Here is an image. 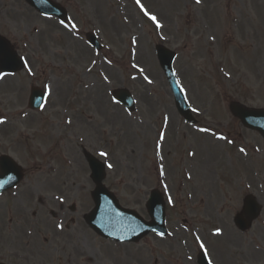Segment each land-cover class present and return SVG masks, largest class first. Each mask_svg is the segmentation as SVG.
Listing matches in <instances>:
<instances>
[{
	"label": "rangeland",
	"instance_id": "rangeland-1",
	"mask_svg": "<svg viewBox=\"0 0 264 264\" xmlns=\"http://www.w3.org/2000/svg\"><path fill=\"white\" fill-rule=\"evenodd\" d=\"M52 1L76 25L71 35L24 0H0V35L27 62L25 71L0 76V155L25 173L0 198V263L194 264L191 233L200 229L216 250L213 264H264V141L230 112L234 103L264 109V0H140L160 28L136 0ZM90 32L103 46L99 53L85 42ZM157 46L175 53L173 71L195 124L174 108ZM97 85L107 100L99 108ZM32 87L48 93L39 112L27 105ZM117 89L133 96V114L112 101ZM65 92L71 95L58 101ZM93 99L87 113L81 102ZM85 155L104 164V186L144 221L149 194L163 195L171 232L165 242L149 235L119 245L85 225L94 190ZM246 196L261 214L241 234L233 218ZM217 228L222 234L211 237Z\"/></svg>",
	"mask_w": 264,
	"mask_h": 264
},
{
	"label": "water",
	"instance_id": "water-1",
	"mask_svg": "<svg viewBox=\"0 0 264 264\" xmlns=\"http://www.w3.org/2000/svg\"><path fill=\"white\" fill-rule=\"evenodd\" d=\"M27 1L42 13L53 14L60 19H64V11L48 0ZM88 42L93 46L97 45L95 39L92 37L88 38ZM156 54L160 67L173 93L178 113L187 121H191L189 108L176 84L172 72L174 55L163 48H157ZM9 55L12 56L7 45L0 40V69H3L4 63L11 60L12 57ZM114 95L129 111L134 110L132 97L126 91H118ZM231 111L242 122L243 126L258 131L264 138V111L249 110L239 105H233ZM0 162H2L0 163V193H2L18 184L21 179V174L19 168L9 158L2 157ZM89 163L92 169V179L96 184V189L92 194L95 209L87 216L86 221L96 233L116 241L136 242L149 231L163 230V203L158 193H152L150 196L147 210L153 221L151 224H146L134 213L122 210L118 206L114 197L110 195L101 184L104 179L103 167L95 162L91 163V161H89ZM257 216V206L251 198H247L245 201V217L249 222L244 221L242 217H238L235 220V224L241 231H245L250 226V221L256 219Z\"/></svg>",
	"mask_w": 264,
	"mask_h": 264
},
{
	"label": "snow or ice",
	"instance_id": "snow-or-ice-1",
	"mask_svg": "<svg viewBox=\"0 0 264 264\" xmlns=\"http://www.w3.org/2000/svg\"><path fill=\"white\" fill-rule=\"evenodd\" d=\"M201 2V0H196V3L199 4ZM136 3L137 5L140 7V10L144 13L145 16H147L155 25L157 28H160L161 25L159 24L158 20H157V17L155 15H150L143 7V5L140 3V0H136ZM61 24H64V21H61ZM65 27H68V25H64ZM76 25L75 24H72L71 25V28L75 29ZM27 67V65H25ZM134 68L137 67V65H133ZM140 71H143L142 69ZM29 74L31 75V72H29ZM173 75H175V73H173ZM145 80H148V77L145 76ZM149 83H151V81L149 80L148 81ZM177 86L179 87V81L176 82ZM181 91H183V89L181 88ZM193 111H196V109H193ZM4 123V120L3 119H0V124H3ZM201 131H206L205 129H201ZM219 139H224V137H218ZM240 151L243 153L245 150L243 148L240 149ZM191 154V153H190ZM101 156H106L107 153H104V152H101L100 153ZM2 163V162H0ZM109 168L112 167L111 164L108 165ZM169 203H171V199L169 200ZM214 235H221L222 234V230L217 228L215 229ZM158 235H163V233H158ZM196 242L197 244L199 245V248L201 250H204L205 249V244L200 240V237H196ZM189 259L191 260V257H189ZM209 264H211V262L209 261Z\"/></svg>",
	"mask_w": 264,
	"mask_h": 264
},
{
	"label": "bare ground",
	"instance_id": "bare-ground-1",
	"mask_svg": "<svg viewBox=\"0 0 264 264\" xmlns=\"http://www.w3.org/2000/svg\"><path fill=\"white\" fill-rule=\"evenodd\" d=\"M44 33L43 32H41V35H43ZM96 89H97V98L95 99L96 100V102H97V108H99L100 106H101V104L103 103V100H104V102H106L107 100H106V96H104L103 94H102V92H101V90H99L98 89V85H97V87H96ZM65 94L67 95L68 94V92L66 93L65 92ZM79 98H81V97H79ZM82 103H84V104H86L87 103V107L85 108V109H87V113H89L91 110H92V108H93V106H94V99L93 100H91V101H87V102H82ZM99 114V113H98ZM230 233V232H229ZM234 238V236H233V234L232 233H230L229 234V240L232 242V244L235 246V247H243V244H242V242L241 241H239V240H236V239H233Z\"/></svg>",
	"mask_w": 264,
	"mask_h": 264
}]
</instances>
